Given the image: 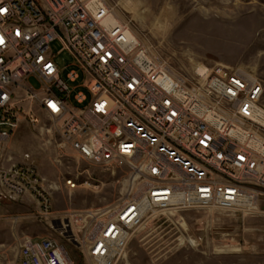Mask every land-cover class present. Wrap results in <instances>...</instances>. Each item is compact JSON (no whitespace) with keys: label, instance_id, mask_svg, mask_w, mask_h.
<instances>
[{"label":"built area","instance_id":"built-area-1","mask_svg":"<svg viewBox=\"0 0 264 264\" xmlns=\"http://www.w3.org/2000/svg\"><path fill=\"white\" fill-rule=\"evenodd\" d=\"M0 10V143L19 118L35 125L40 114L62 146L88 163L126 169L139 189L137 197L106 209L56 215L35 167L0 165V219L5 206L29 195L40 218L69 229L88 264H117L152 215L260 211L259 79L226 67L200 81L175 73L124 26L103 23L111 14L104 0H0ZM54 43L57 55L67 52L74 61L65 80L51 53ZM11 264L74 262L63 244L39 237L24 241Z\"/></svg>","mask_w":264,"mask_h":264},{"label":"rangeland","instance_id":"rangeland-1","mask_svg":"<svg viewBox=\"0 0 264 264\" xmlns=\"http://www.w3.org/2000/svg\"><path fill=\"white\" fill-rule=\"evenodd\" d=\"M104 1L148 55L175 73L200 81V68L207 75L223 67L241 69L264 86V0ZM59 50L56 43L51 45L65 80L76 69L71 68L73 58L67 52L57 55ZM28 84L40 88L32 78ZM260 105L264 110V94ZM37 117L35 125L19 118L15 131L0 143V165L28 162L35 167L53 213L98 211L132 195L136 185L126 169L82 160L61 145L46 118ZM26 196L28 200L23 197L1 211L0 264L14 263L23 242L39 237L63 244L74 264H88L69 229L58 220L40 218L36 201ZM117 264H264V203L254 213L202 209L152 215L134 233Z\"/></svg>","mask_w":264,"mask_h":264},{"label":"bare ground","instance_id":"bare-ground-1","mask_svg":"<svg viewBox=\"0 0 264 264\" xmlns=\"http://www.w3.org/2000/svg\"><path fill=\"white\" fill-rule=\"evenodd\" d=\"M103 23H104L107 27H109V28H111V27H113V26H115V25H120V24H119V21H118V17H117L114 13L109 14V16H107V17L104 19ZM127 33H128L129 35H132V33H130L129 30H127ZM132 36H133V35H132ZM198 74H200L203 78H205V77L207 76V74H206V70L203 69V68H200V70L198 71ZM256 120H257L261 125L264 126V113H263V114H259V115L256 117ZM138 192H139V189L134 190V192L132 193L133 198L138 196Z\"/></svg>","mask_w":264,"mask_h":264},{"label":"crops","instance_id":"crops-1","mask_svg":"<svg viewBox=\"0 0 264 264\" xmlns=\"http://www.w3.org/2000/svg\"><path fill=\"white\" fill-rule=\"evenodd\" d=\"M28 198H29L28 196H25V197H24L25 200H28Z\"/></svg>","mask_w":264,"mask_h":264},{"label":"snow or ice","instance_id":"snow-or-ice-1","mask_svg":"<svg viewBox=\"0 0 264 264\" xmlns=\"http://www.w3.org/2000/svg\"><path fill=\"white\" fill-rule=\"evenodd\" d=\"M0 11H2V10H0Z\"/></svg>","mask_w":264,"mask_h":264}]
</instances>
